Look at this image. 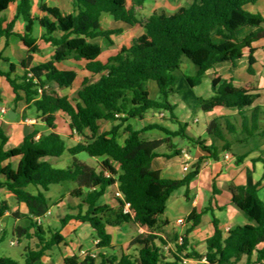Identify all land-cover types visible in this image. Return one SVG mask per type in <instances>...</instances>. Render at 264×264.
<instances>
[{"label":"trees","instance_id":"trees-1","mask_svg":"<svg viewBox=\"0 0 264 264\" xmlns=\"http://www.w3.org/2000/svg\"><path fill=\"white\" fill-rule=\"evenodd\" d=\"M73 1L76 14L66 15L59 8L42 6L41 10L47 14L40 20L46 31L44 40L55 46V52L48 62L39 65H32L33 55L40 52L37 40L32 36L33 0H19L17 5L15 20L22 17L27 23V32L18 35L28 49V56L21 63L25 73L15 75L16 65L11 64L10 71L0 70V77L10 84L15 105L24 102L27 107L34 106L40 112L41 122L50 129L56 128V114L62 111L69 118L71 129L83 141L69 147L55 132L37 138L39 131L35 129L25 136L21 147L6 149L3 144L7 135L0 127V191L8 190L27 208V213L16 211L10 214L11 217L29 222L27 226H17L13 230L19 241H29L23 252V263L0 257V264H44L43 257L65 241L59 229L45 227L38 219L51 208L46 192L52 185L67 182L77 185L71 194L81 200V206L77 214H67L61 219V227L71 220L89 223L97 235V249L113 253L101 252L98 256L87 253L84 258L74 255L65 258L64 264H183L184 259H205L207 264H236L245 256L249 259L255 251L256 263L264 264V247L257 249L264 243V203L257 194L258 184L231 185L233 204L253 224L234 227L224 237L214 220L215 231L206 240L207 251L203 255L189 250L184 238L179 244L176 236L171 239L162 236L169 198L182 187L188 189L201 170V161L181 180L163 178L152 165L159 156L157 150L164 144L169 151L166 157L182 155L180 139L209 152L215 161L220 160L223 153H234L235 141L229 140L228 134L240 132L243 136L239 141L241 145L251 147L254 141L257 146L264 143V108L253 107L259 95L252 89L238 87L232 81L217 77L212 82L211 97H200L194 92L207 71L222 62H236L247 48L251 51L249 71L253 72L252 43L258 34L239 40L236 33L244 27L264 31V17L245 8L258 0H194L172 15L162 11L148 17L140 16L136 10L148 0H133L130 9L127 0ZM13 2L15 0H0V38L9 39L15 35V20L4 26L6 20L1 16ZM104 13L112 15L116 21L144 29L143 35L133 39L129 47H122L106 63L98 60L104 48L94 41L103 38L108 46L113 45L111 37L121 34L123 29L103 30L100 18ZM56 33L61 35L56 36ZM215 36L223 41L217 42ZM72 58L88 60L86 71L102 74L93 83L85 79L75 100L58 92L71 88L77 78L75 70L58 67ZM185 59L194 64V74L183 70ZM150 82L157 85L159 95L156 99L150 96ZM37 87H42L41 94ZM173 95L179 96L194 114L211 112L219 107L237 110L241 125L239 127L229 117L216 118L208 126L210 141L194 138L187 132L188 124L175 114L176 106L170 101ZM2 101L0 91V103ZM152 110L168 113L178 129L172 131L161 125H150L139 131L127 124L130 119H143ZM100 120L113 122L112 129L101 132ZM153 129L162 131L165 137L156 140L142 137L144 131ZM121 135H127L123 145L118 141ZM66 152L73 158L71 165L64 169L54 167L53 162ZM80 153L98 159V168L79 161L76 156ZM234 155L238 163L243 161L241 156ZM13 158H20L16 167L8 162ZM116 183L124 200H118L117 208L98 206L106 188ZM29 186L35 187L37 193L30 192ZM126 202L131 205L132 214L124 212ZM83 205L88 206L85 212ZM10 210L8 202L0 195V221ZM200 218L201 214L192 212L187 220L196 226ZM129 222L148 228V232L133 239L127 249H117L112 245L107 227H119ZM170 244L174 250L172 247L165 250Z\"/></svg>","mask_w":264,"mask_h":264},{"label":"crops","instance_id":"crops-1","mask_svg":"<svg viewBox=\"0 0 264 264\" xmlns=\"http://www.w3.org/2000/svg\"><path fill=\"white\" fill-rule=\"evenodd\" d=\"M18 3L19 0H15V2L10 4L9 8L6 10V12L9 11V14H1L6 20L4 26L15 20ZM43 5L59 8L60 11L66 15L77 13V8L73 0H33L32 36L37 40L40 52L33 55L32 65L48 62L55 52V46L44 40L46 31L41 26L40 20L47 14L41 10ZM132 5L133 0H127V8L130 9ZM143 7L144 5L136 8L138 13ZM174 7L176 8V6ZM245 8L253 14H261L264 17V0H258L255 4H248ZM174 10L176 11V9ZM154 12L158 11H153L152 14ZM100 23L103 30L123 29L121 34L111 37L113 45L108 46L103 38H98L94 41L104 48L102 54L98 58L102 63H106L108 59L116 55L122 47H129L133 39L144 34V29L141 26H129L125 23L116 21L113 16L108 13L101 15ZM244 29L246 30L239 37L237 36L239 40H243L250 34H258V37L252 43V48L254 49L253 57L255 59V63L252 65L253 72L251 73L249 71V57L251 51L247 48L244 50L243 57L236 62H222L215 65L213 69L207 71L201 84L194 88V92L197 96L204 98L211 97L213 95L212 82L215 78L219 77L222 80L232 81L238 87L252 89L254 93L259 95L253 107L264 108V31L261 32V29L256 27H244ZM13 32L15 35L10 36L9 39L5 37L0 38V57L8 59H0V70L8 72L10 71L11 64H15V75L23 76L25 69L22 67L21 63L27 58L28 49L23 44L20 37H18V35L27 32V23L22 17L15 20ZM60 35L61 33H56V36ZM215 40L217 42L223 41V39L218 36H215ZM87 63L88 60H75L72 58L58 64V67L62 70H75L77 73V78L71 88L58 91L61 96H68L69 99L75 100L78 96V92L83 87L85 79H89L90 83L100 79L102 74L93 75L86 71L85 67ZM190 69H193V73H190L191 75L196 72L195 67ZM152 83L155 82L149 83L151 98H153V94H155L156 97L159 95L156 83L154 88L151 87ZM0 91L2 92L3 98V101L0 103V109L4 108L7 110V115L0 116V127L7 135V140L3 144L4 148L11 149L21 147L25 136L32 133L35 129L39 131L37 138L41 134L55 132L61 135L66 143L67 140L70 142L69 145L67 144L69 147H73L83 141L82 137L71 129L70 120L62 111L56 114V128L50 129L41 122L40 112H38L34 106L30 105L27 107L24 102H19L15 105L13 90L10 84L2 77H0ZM170 101L176 106V116L179 120L188 124L187 132L194 138L210 141L207 133L208 126L210 122L216 118L229 117L232 118V122L237 123L239 127L241 125V119L238 116L237 110L219 107L211 112L198 111L197 114H194L179 96H171ZM8 103L13 104L11 109L7 107ZM11 111L15 112L16 118L11 119L14 121L8 122L6 116H8ZM137 120L138 119H130L127 124H130L135 130L139 131H143L150 125H161L172 131L178 129V126L170 121L169 114L165 112L149 111L145 114L143 119H139L134 125V121ZM98 124L101 132H109L114 125L113 122L106 120H100ZM126 137L127 135H121L118 138L119 143L123 145ZM142 137L147 140H156L164 138L165 134L160 130L153 129L144 131ZM227 137L229 140L235 141L234 153H230V159H225L224 156L226 153H223L220 160L215 161L210 158L209 152L203 151L199 147H192L180 139L179 143L183 145L181 147L182 155L171 158L166 157L165 154L169 151L167 145L164 144L157 150L159 156L155 158L152 163L153 168L159 170L163 178L181 180L193 170L194 165L198 161H201V170L197 177L191 181L188 189L182 187L173 192L169 198L163 216L166 225L162 236L165 239H171L174 236L178 238L183 236L189 250H195L203 255L207 251L206 240L209 239L215 231L214 220L218 222L224 237H227L229 231L234 227L253 224V222L233 204L232 184L236 186H254L258 184L257 194L264 203V143L257 146L258 144L254 141L255 147L253 144L251 147L241 145L239 141L242 140L243 136L240 132L237 134H228ZM234 154L241 156L243 161L238 163L237 157ZM19 161L20 158H13L8 162H12L14 167H16ZM96 161L98 162L99 160L96 159ZM64 166L65 161L60 160L55 167L64 169ZM184 166H188L189 170L185 171ZM64 184L59 185L63 186ZM76 187L77 185L75 184V186H67V188L64 189L60 197L54 202V206L58 210L56 217L53 218L54 210L51 207L49 212L41 219V223L45 227L55 228V220H58L60 223L61 219L67 214L78 213L81 200L71 194ZM27 189L32 193H37V189L33 186H29ZM117 192H120L117 183L107 187L105 193L99 198L97 205H109L117 208L119 206L118 200H120V198L116 196ZM0 195L8 202L11 209L4 218L11 217L10 214L16 211L27 213L25 205L19 204L15 196L8 190H1ZM87 209L88 206L83 205L82 210L85 212ZM192 212L201 214L200 222L196 226H193L192 221L187 220ZM180 219L185 220V223L179 224L178 220ZM19 221L20 219H15V226H18L17 222ZM59 230L65 238V241L54 246L52 251L43 257L44 264H64L65 258L67 257L78 255L84 258L87 253L98 256L99 253L108 251L97 249V235L89 223L71 220L63 228L60 225ZM2 231L4 232L0 225V233ZM107 232L112 237L113 246L117 249H127L132 240L140 234L148 232V228L129 222L119 227L108 226ZM22 241L25 247L29 244V241L26 239H22L18 242L21 243ZM12 242H14V244H12ZM12 242L11 245L17 244V241ZM170 245L174 250V246L172 244ZM263 247L264 243H261L258 245L257 249H262ZM131 251L132 249L129 250V252ZM108 252L113 253V251ZM256 259L257 251H255L249 259L245 256L236 264H258L256 263ZM189 264L207 263L205 260L198 261L190 259Z\"/></svg>","mask_w":264,"mask_h":264},{"label":"rangeland","instance_id":"rangeland-1","mask_svg":"<svg viewBox=\"0 0 264 264\" xmlns=\"http://www.w3.org/2000/svg\"><path fill=\"white\" fill-rule=\"evenodd\" d=\"M194 0H149L144 4V7L140 9V15L141 16H149L152 14L153 11H158V12H162L165 11L168 15H172L175 13L174 9H179L180 7H184V6H189L190 4L193 3ZM176 6V8L174 7ZM3 14H9L8 12H3ZM246 29L242 28L240 29L236 35L239 37ZM186 61H184L183 63V69L186 73L190 74L193 73L192 70L190 68H194V64L191 63L189 60L185 59ZM188 66V68H187ZM155 83L151 84V87L154 88ZM152 97L154 99L158 98V96L156 97L155 94L152 95ZM7 107L9 109H11L13 107L12 103H8ZM6 120L8 122H12L14 120L9 119L8 116H6ZM139 120V119H138ZM134 121V125L135 122ZM67 144L69 145L70 142H68L67 140ZM77 159L89 166L92 167H97L99 166L98 162L96 161L95 158L90 157L87 153H80L77 156ZM60 160H64L65 161V166L64 168L68 167L69 165H71L72 163V156L69 153H65L63 155V157L61 159L55 160L53 162L54 167L56 166L57 162ZM67 186H75L74 182H68L65 183L63 186L61 185H52L50 187V190L48 192H46L47 197L50 199V205L54 210V215L53 218L56 217V215L58 214V210L56 209V207L54 206V202L60 197V195L62 194V192L64 191L65 188H67ZM55 224L54 227L57 229H60V223L58 220H55ZM15 219L13 217H6L4 218L1 222L0 225L2 227V229L4 230V232L2 231L0 233V257H10L12 259H15L21 263H23L24 259H23V252H24V247L25 244L22 241L21 243H19L18 241V237L16 235L13 234V230L15 227ZM28 221L26 220H20L19 222H17L18 226H22L25 227L28 225ZM12 241H17L16 245H11Z\"/></svg>","mask_w":264,"mask_h":264},{"label":"built area","instance_id":"built-area-1","mask_svg":"<svg viewBox=\"0 0 264 264\" xmlns=\"http://www.w3.org/2000/svg\"><path fill=\"white\" fill-rule=\"evenodd\" d=\"M46 88H47V87H46ZM37 90H38L39 94H41L42 91H43L42 87H37ZM5 115H7V110L4 109V108L0 109V116H5ZM224 158H225V159H230V158H231V154H230V153H226L225 156H224ZM184 170H185V171H188V170H189V167H188V166H184ZM116 196H117L118 198H120L121 200H124V196L122 195L121 192H117ZM124 212H125V213H130V214H132L130 203H128V202L125 203ZM38 222L41 223V219H38ZM178 223H179V224H184V223H185V220L180 219V220H178ZM182 242H183V236H180V237L178 238V243L181 244ZM12 244H14V242H12ZM170 247H171V245L167 246V247L165 248V250H168V248H170ZM204 260H205V259H204ZM189 261H190V259H184V260H183V264H189Z\"/></svg>","mask_w":264,"mask_h":264},{"label":"water","instance_id":"water-1","mask_svg":"<svg viewBox=\"0 0 264 264\" xmlns=\"http://www.w3.org/2000/svg\"><path fill=\"white\" fill-rule=\"evenodd\" d=\"M8 117H9L10 119H15V118H16V114H15V112H14V111H11V112L9 113Z\"/></svg>","mask_w":264,"mask_h":264}]
</instances>
